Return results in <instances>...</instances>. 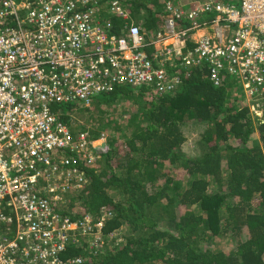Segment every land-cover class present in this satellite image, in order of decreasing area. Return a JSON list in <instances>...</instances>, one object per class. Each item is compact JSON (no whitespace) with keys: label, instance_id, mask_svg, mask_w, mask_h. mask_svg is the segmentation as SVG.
I'll return each mask as SVG.
<instances>
[{"label":"built area","instance_id":"2783aa9c","mask_svg":"<svg viewBox=\"0 0 264 264\" xmlns=\"http://www.w3.org/2000/svg\"><path fill=\"white\" fill-rule=\"evenodd\" d=\"M123 1L0 0V264H80L61 257L69 245L103 243L105 209L66 212L95 141L56 105L120 84L163 94L198 70L216 87L239 80L264 116V0H161L160 25L118 34L99 9L127 21Z\"/></svg>","mask_w":264,"mask_h":264},{"label":"trees","instance_id":"16d2710c","mask_svg":"<svg viewBox=\"0 0 264 264\" xmlns=\"http://www.w3.org/2000/svg\"><path fill=\"white\" fill-rule=\"evenodd\" d=\"M121 5L140 14L131 24L149 30L162 23L161 0ZM112 22L118 34L130 25L119 16ZM133 91L144 108L133 114L123 151L111 137L108 151L100 149L104 162L79 160L86 184L66 209L81 207L95 218L105 209L103 243L96 250L69 245L61 257H80V264H264V118L250 114L238 86H213L198 70L163 94L115 85L99 94L96 110ZM188 125L206 126L189 144ZM122 228L130 233L117 243L111 235ZM218 241L226 246L211 249Z\"/></svg>","mask_w":264,"mask_h":264},{"label":"rangeland","instance_id":"374dc122","mask_svg":"<svg viewBox=\"0 0 264 264\" xmlns=\"http://www.w3.org/2000/svg\"><path fill=\"white\" fill-rule=\"evenodd\" d=\"M128 11L130 12V17L135 19L138 15L136 11H130L128 8ZM229 85H236L240 89L241 83L239 80H237L236 83L233 82V79L229 78L228 80ZM134 93L131 94V97L126 98L125 96H120L115 103L109 105L106 107V109H102L101 107L96 110L95 104L92 105V107L88 108V110H80L78 105H63V108L65 110H70V111H77L78 113L75 115L76 119H73L74 124L75 123H80V126L87 127L89 131H102L105 133L107 138H113L115 139L113 141V145H116L118 148V152L121 150L123 151V148L125 146H121L122 142L125 139V135H129L130 130L132 128V122L134 121L133 114L139 110L143 109L144 107L142 106V102L136 103L133 101L135 99V95L138 97V91H133ZM104 98V95H99L94 98V100H100ZM248 101L249 103H253L251 99L245 98L243 95L241 96V101L245 102ZM73 104V103H72ZM258 117V116H256ZM263 119L264 116L258 117ZM206 126L204 125H188L184 126V134L187 136V138H191L190 141H188V144L193 142V140L196 138V136L205 130ZM258 137L254 135L253 140H256ZM251 140L250 144L254 143V141ZM102 141V140H101ZM101 141H96L95 144L100 143ZM253 141V142H252ZM103 159V161H102ZM100 161L104 162V156ZM115 160L112 161V163ZM115 163V162H114ZM103 164V163H102ZM115 196V194H114ZM117 197V196H115ZM130 233L128 228H122L119 233H117L114 238L117 239V241H121L118 236H127ZM219 242V241H218ZM215 242L212 243L210 246L211 249H216L218 247L223 246V241L222 242ZM225 244V243H224ZM221 245V246H220ZM226 246V244H225Z\"/></svg>","mask_w":264,"mask_h":264},{"label":"clouds","instance_id":"9594fccd","mask_svg":"<svg viewBox=\"0 0 264 264\" xmlns=\"http://www.w3.org/2000/svg\"><path fill=\"white\" fill-rule=\"evenodd\" d=\"M103 1H107V0H99V4L100 3H103ZM161 9H162V6H161ZM99 13H102V15L104 16V17H110V20L112 21V17L113 16H117V15H112V14H108L107 13V10H106V8H104L103 10L100 8L99 9ZM129 16H130V13H129ZM124 20V19H123ZM131 21H134L131 17H130V19H129V23L131 22ZM113 23V22H112ZM192 71H195V70H192ZM202 77L203 78H205L203 75H202ZM207 81H208V79L207 78H205ZM209 82V81H208ZM210 83V82H209ZM212 85V84H211ZM180 86V85H179ZM178 88V87H177ZM229 90H231V88H229ZM238 93H240L241 94V91H240V89H239V91H238ZM242 95V94H241ZM97 97V96H96ZM97 101L96 100H94V98H93V101L91 102V104H89V105H87V106H84V105H81V104H79V103H75V104H70L69 106H74V105H78V107H79V109L80 110H82V109H84V110H88V108H90V107H92V105L94 104V103H96ZM245 103H246V106L248 107V109H249V112H250V114L253 116V117H256V115L251 111V107H250V103L246 100L245 101ZM61 106H63V105H61ZM61 106L59 107L58 105H56V109L57 108H61ZM61 111H62V113H60V119L64 122V119H65V117H67V121L69 120V119H72V121H73V119L75 118L76 119V114L78 113L77 111H70L69 109H68V112H65L64 111V108H62L61 109ZM264 113V112H263ZM71 115V116H70ZM258 118V117H257ZM80 126V123H75L74 124V122H72V126L70 127L72 130H73V133L75 132V131H77L78 130V127ZM89 133H90V135L92 134V132L91 131H89ZM94 137H92V135L90 136L91 138V140H94L95 142L96 141H101L100 143H97V144H95V148L92 150V154L95 156V159H94V162L96 161V160H101L102 158H103V156H104V154L101 152V148H104L105 150H107L108 151V147H107V144H108V139L110 138H107L106 137V135H105V133L104 132H102V131H100V132H98V134L96 135V137H95V135H93ZM93 162V163H94ZM91 166H93V164L91 165ZM90 166V167H91Z\"/></svg>","mask_w":264,"mask_h":264}]
</instances>
